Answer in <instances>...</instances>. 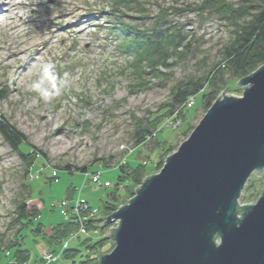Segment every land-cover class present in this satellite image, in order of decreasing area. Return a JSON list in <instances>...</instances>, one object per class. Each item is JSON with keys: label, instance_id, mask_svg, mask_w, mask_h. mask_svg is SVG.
<instances>
[{"label": "rangeland", "instance_id": "374dc122", "mask_svg": "<svg viewBox=\"0 0 264 264\" xmlns=\"http://www.w3.org/2000/svg\"><path fill=\"white\" fill-rule=\"evenodd\" d=\"M20 1L34 5L33 14L22 9L25 16L33 17L34 28L29 23L21 27L27 33L24 39L35 40L36 46L20 54L19 62L5 55V44L16 38L8 30L11 20L5 7L0 6V117L27 138L20 154L39 153L46 167L29 169L28 162L0 136V255L8 256L9 248L16 243L20 208L34 205L40 209L39 222L46 235L61 222L67 225L66 230H72L64 233L59 246L29 235L21 246L30 252L28 264H78L82 259H66L64 251L77 248L82 255L95 252L104 256L115 247L107 233L117 227V222L102 227V231L98 228L108 217L101 212L115 189L120 164L155 166L163 150L170 147L172 152L163 155L164 166L166 158L188 139L208 110L200 107L201 95L197 94L195 100L190 98L185 103L189 125L163 121L157 140L151 137L143 143L141 133L155 131L147 123L151 114L174 104L180 85L189 91L209 82L211 105L215 103L226 90L224 82L232 77L222 65L226 66V54L239 26L249 19L248 13L254 14L264 6V0H132V8L115 13L113 0ZM245 6L252 8L242 18L238 11ZM61 9L73 12V23L89 21L83 33L76 36L64 32L62 37L46 42L39 39L57 31L50 24L53 19L58 23L63 20ZM124 28L141 34L163 30L172 41L167 54L153 57L150 65L157 71H152L146 59L137 61L120 53L115 40L123 36ZM48 63L54 65L57 82L66 83L59 95L45 100L32 84L41 78L42 68ZM45 86L50 87L47 82ZM236 90L227 89L224 95L242 97L244 89ZM187 128H193L191 133H186ZM101 160L104 163L99 165ZM254 175L240 193V207L254 205L264 191V170L261 176ZM146 177H139L141 183ZM126 184L120 182L117 187L121 193L128 192L122 205L128 204L140 187L129 191ZM71 190L74 194L69 198ZM82 206L87 209L80 211ZM101 239L106 242L98 249L95 243ZM88 247V251L83 249Z\"/></svg>", "mask_w": 264, "mask_h": 264}, {"label": "water", "instance_id": "95a60500", "mask_svg": "<svg viewBox=\"0 0 264 264\" xmlns=\"http://www.w3.org/2000/svg\"><path fill=\"white\" fill-rule=\"evenodd\" d=\"M242 97L211 105L158 174L102 227L115 247L98 264H264V191L238 205L264 170V66L240 79ZM222 96V99L220 97Z\"/></svg>", "mask_w": 264, "mask_h": 264}, {"label": "trees", "instance_id": "16d2710c", "mask_svg": "<svg viewBox=\"0 0 264 264\" xmlns=\"http://www.w3.org/2000/svg\"><path fill=\"white\" fill-rule=\"evenodd\" d=\"M113 3L114 7L112 9L114 10V13L120 12L121 9L132 8L134 6L131 5L133 3L132 0H113ZM119 6L121 7L119 8ZM250 8L252 7L245 6V8L238 11V15L240 17H244L246 10ZM255 11L256 12L254 14L248 13L249 19L243 21L242 24H240L234 44L230 51L226 54V66L224 64L222 65V68H225L231 72L232 77L229 81L224 82L225 84L223 86V89H229L230 92H237L236 84L239 79L246 77L257 70V68L264 66V6H260L259 9ZM109 29L112 30L113 28ZM121 31L123 36H121V38L119 36V40H115L118 41L116 44L120 53L122 55L133 56L132 59H136L137 61L138 59H146L145 62L149 64V66L152 68V71H157L156 66L153 67L150 65L153 57H163L164 54L168 53L166 51L172 44V41L168 40L167 36H165V32L163 33V30H156L150 34H146L145 32L144 34H141L140 32H133L126 28ZM141 60L140 62H143ZM161 65L166 66L165 63H162ZM208 83L205 85L197 84L189 91L186 90L184 85H180L173 97L174 104L161 107L156 113L151 114L149 117L147 123L152 125L155 131L153 133L142 132L141 138L143 143H146L151 137H154L155 139L157 138V134L163 128V121H168L171 123L172 121H183L186 125H189L191 120L187 115L188 110L185 103L190 98L195 100V96L197 94L201 95L200 107L208 110L213 99V93L208 92ZM192 130L193 128H187L186 133H191ZM0 136L13 152L17 153L28 162L29 169L31 168L32 170H38L39 168L46 167L44 160L39 157V153L34 154L32 151L27 156L20 154V147L22 145H27V138L14 126L5 122L2 117H0ZM171 152L172 149L170 147L163 150V154L160 155L159 158L160 162L155 166H148L145 163H138L135 166H130L126 163L120 164L118 168L119 175L117 176L115 189L109 194V199L107 202H105L104 209L101 214H103L104 217L109 216L111 213L116 211L120 205L124 204L123 200L128 192L121 193L118 191L117 187L120 182H126L127 184L124 187L130 191L131 188L140 185L141 179L139 177L142 174L145 176H151L158 172L164 163L162 162L164 159V153L166 156ZM36 163L39 165L37 166ZM102 163H104V160H101L99 165H102ZM81 170L86 172L87 169L82 168ZM71 193L74 194V192L71 190L68 195L69 198L73 195ZM32 206V208H27V206L24 204V206L20 208V212L16 220L20 224L18 233L15 236L16 243L9 248L10 254H8V256L4 254L0 255V264H28L30 252L28 249H25L26 246L24 248L21 246L26 240H28L29 235H33V237H40L50 246L53 244L59 246L64 233L67 234L72 230H66L67 225L61 222L58 225H54L50 229V232L47 233L48 235H46L45 230L43 229L44 225L39 222L40 209L34 205ZM98 222L101 224L103 219L99 220ZM98 229H101L102 231L104 228L99 225ZM33 241L34 243L36 242L35 239ZM105 242L106 239L97 241L95 243L96 247L98 249L104 248ZM88 248L83 249L88 251L90 250V247ZM112 249L113 248L110 250ZM72 252H74V254ZM77 253L81 254V251H79L77 248H71L64 251L63 254L66 259L70 257L68 259H71L72 261L74 260L72 259L73 256H77L76 258L79 257L82 259L78 264H98V260L100 258L99 253L95 254L94 252L93 254H89L88 252L85 253V255H77ZM12 260L15 262L11 263Z\"/></svg>", "mask_w": 264, "mask_h": 264}, {"label": "bare ground", "instance_id": "6f19581e", "mask_svg": "<svg viewBox=\"0 0 264 264\" xmlns=\"http://www.w3.org/2000/svg\"><path fill=\"white\" fill-rule=\"evenodd\" d=\"M0 6L5 7L4 10L9 16L8 20H11V22L8 23L9 25H7L8 30L12 33V36L16 38L13 43L8 41L2 50L3 52L5 51V55L9 54L8 56L11 57L12 60L19 62L21 60V58H19L20 54L24 55L29 49H34L36 46L35 40L28 41L27 39H24V36L27 33H23L21 27V24L29 23L31 27L34 28L35 21L33 20V17L31 15L25 16L22 10L24 8L29 10V12L31 10V14H33L34 11L31 8L34 7V5L28 3L27 1L0 0ZM68 10L70 11V9ZM69 11L61 9L60 14L63 17V20L58 23L55 19H53L50 24L55 27L57 31L55 33L48 32V36L40 37L39 39H43V41L46 42L51 40V37H62L64 32H70L76 36L81 35L83 33L84 26L89 24V21H75L73 23V12ZM17 12L20 13V16H18ZM4 18H7V16H4ZM10 44H12L11 47ZM39 54H41V52ZM29 67L32 66L29 65Z\"/></svg>", "mask_w": 264, "mask_h": 264}, {"label": "clouds", "instance_id": "9594fccd", "mask_svg": "<svg viewBox=\"0 0 264 264\" xmlns=\"http://www.w3.org/2000/svg\"><path fill=\"white\" fill-rule=\"evenodd\" d=\"M53 69V64H45L42 68L41 78L38 81L33 82L32 84L33 89L38 91L45 100H48L53 96L59 95L61 92V88L66 83V81L64 80H60L59 83L57 82V76ZM67 75V73L64 74L65 77ZM46 82L50 85V87L45 86Z\"/></svg>", "mask_w": 264, "mask_h": 264}, {"label": "built area", "instance_id": "2783aa9c", "mask_svg": "<svg viewBox=\"0 0 264 264\" xmlns=\"http://www.w3.org/2000/svg\"><path fill=\"white\" fill-rule=\"evenodd\" d=\"M168 124H171L172 125V123L171 122H168ZM99 178V174L94 178V180L95 181H97V179ZM93 180V181H94ZM106 186L108 185V183H106L105 184ZM79 207H78V205H75V210H77ZM87 208L85 207V206H82V207H80V211H83V210H86ZM78 211V210H77ZM76 212V211H75Z\"/></svg>", "mask_w": 264, "mask_h": 264}]
</instances>
